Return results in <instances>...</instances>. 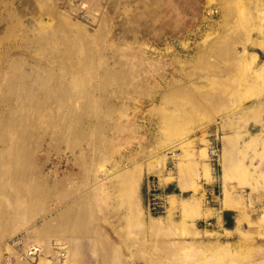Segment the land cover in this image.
Listing matches in <instances>:
<instances>
[{"label": "rangeland", "instance_id": "1", "mask_svg": "<svg viewBox=\"0 0 264 264\" xmlns=\"http://www.w3.org/2000/svg\"><path fill=\"white\" fill-rule=\"evenodd\" d=\"M193 1L179 20L184 44L166 33L168 52L131 16L141 3L171 11V0H117L112 10L0 0V147L11 137L24 175L3 182L0 245L19 237L17 251L31 244L51 258L62 242V264H264V0ZM134 167L137 199L117 181ZM148 176L159 179L164 215L145 209ZM193 189L199 234L170 232L168 214L190 220ZM225 195L235 207L222 219ZM207 207L219 212L205 217ZM134 210L163 230L135 225Z\"/></svg>", "mask_w": 264, "mask_h": 264}, {"label": "bare ground", "instance_id": "2", "mask_svg": "<svg viewBox=\"0 0 264 264\" xmlns=\"http://www.w3.org/2000/svg\"><path fill=\"white\" fill-rule=\"evenodd\" d=\"M72 1L73 0H71V2ZM79 2H80L79 3L80 6H82L83 8H86V9H91V10H94L99 5L102 7L106 3L107 8L109 7L110 10H112L114 5L117 3V0H79ZM171 2H172L171 11H166L163 9L162 10L161 9H155L153 7H150V6H146L145 4H142V3H141V5L137 4L136 8L134 7L133 12H132V16H131V19L135 22L134 25H137L138 28H140L142 30H148L151 33L150 35L154 39V41H156V42L158 41L159 44L162 46V48H164L168 52L170 50H173L172 49L173 47L171 46L169 41H166L164 39L166 36V33L168 35H170L171 37H173L174 41H179L180 45L184 44L181 41V38L183 37V33L185 32L186 28H185V25H183L182 23L179 22V20L184 15V12H186L188 10V7L190 5H193V3L195 1H193V0H171ZM203 5H204L203 6L204 10L202 13L200 12V15L206 16L207 14L214 11V10L209 8V1H204ZM75 7L76 6L73 3V5H71L70 8L73 10V9H75ZM190 10H192L193 12L196 11L194 8H192ZM215 11H216V9H215ZM65 17H66V15H65ZM167 19H168V22H167ZM146 47L149 50L151 49V51L156 50V48L152 45H147ZM261 68L264 71V65ZM42 117H45V115H42ZM14 122H16V119L9 122L6 125V128L13 125ZM9 132L12 133V130ZM2 137H4L3 132H2V135L0 134V140H3V139H1ZM10 138L8 140V138L5 137V139H4V140H6L5 144H3L2 147H0V195H2L3 197L6 196V192L3 190V182L6 179L15 180V178H19L20 180H22L24 177L22 172L18 171L17 166H14L15 165L14 161L17 159V157H16L17 150L15 149V146L11 147V145L14 144V142L12 141V139L10 140ZM191 140L192 139H190V137L188 135L183 136L178 140L177 144L178 145L184 144L186 142H190ZM171 146H175V145H171ZM174 148L172 147V149L171 148H169V149L175 150ZM213 154L217 155L216 160H218L219 155H220V150L212 145L208 150V155H209V158L211 161H212L211 156ZM160 160H161L160 156H158V155L155 156V158L153 160L149 161V163H148L149 168H153L155 165H158ZM103 169H104V172L107 171L106 168L103 167L102 170ZM165 174L167 175V173H165ZM140 178H141V173H140L139 169L134 167L131 170H127V171H123L122 173H119L117 181L120 182L121 184H123V186H124L123 193L125 195H127V197H129V196L131 197V195H134V196H136V199H137V192H138V188H139ZM156 179H157L158 185L160 186L159 179L158 178H156ZM163 179L166 180V177L164 176ZM99 181H102V180L99 179ZM22 182H23V180H22ZM166 182H168V180H166ZM166 182H164V183H166ZM216 194H217V192H216ZM199 195H201V193L197 192L196 189H193L192 193H190L189 198H190L191 202L189 203V206L186 209L187 213H189L188 217L190 218V220H187L186 217H183L179 221H174V219L169 214L167 215V217L168 216L170 217L169 221L167 222V227L169 228L170 232H176L178 229H180L184 233H187V234H193L195 236L199 234L198 232L200 229L199 228L198 229L197 228H191L192 223L190 222V221L194 220L196 216L198 217L197 214L201 215L200 212L195 207V204H197L199 202V200H198ZM167 196H173V195L167 194L166 197ZM26 199H27V202H29L30 196L26 197ZM184 199L186 200V197H184ZM144 206H145V202H144ZM221 206H222V208H233V207H235V204L232 203V201L229 199L228 195H225L224 199L221 201ZM145 209H146V206H145ZM1 211H2V209H1ZM146 211H147V209H146ZM167 211H168V201L166 200V210H165L164 214H166ZM214 211L219 212V210H217L216 207H207V209L205 211H203V215L205 217H210L213 215L211 212H214ZM13 213L14 214H11L10 217L16 216L17 208H14ZM136 213H137V210L136 211L134 210L133 216H132L133 218H135L134 219L135 225L143 226L144 228H147L149 231L154 232V233L155 232L157 233V232H160L161 230H163V225H164L163 221L153 219L149 223L146 224L140 218V214H136ZM147 213L151 217L155 216V215L150 214L148 211H147ZM164 214H161V215H164ZM156 216H160V215H156ZM217 216L219 217V215H217ZM4 217H5V215H4ZM239 219H240V216L237 217V221H239ZM37 224H35V225L37 226ZM205 225L211 226V222L207 221V222H205ZM37 227H39V226H37ZM225 230L228 232L234 231V230L235 231L240 230L239 222L237 223V225H235V227L233 229L225 228ZM214 231H216V230H214ZM36 232H39V231L36 230ZM216 233H218V232H216ZM20 243H21V239L19 237H16V238H11V240L5 241L3 244L0 245V252L1 251L3 253L7 252L6 254H4L5 255L4 264H11L12 256L15 259V264H23V263L24 264H32L33 262H36V261H37V264H48L49 261L51 262V260L54 262V264H62L63 259L64 258L67 259V253H66L67 247L62 242L57 241L55 244H53L54 246H52V248H54V251H53V254H51L52 255L51 258H47V257L45 258V257L40 256L41 254L39 253V249L35 248L34 245H31V244L21 246V250L17 251L16 245H19ZM13 250H15V252H16L14 255H13V253H11V252H13Z\"/></svg>", "mask_w": 264, "mask_h": 264}, {"label": "built area", "instance_id": "3", "mask_svg": "<svg viewBox=\"0 0 264 264\" xmlns=\"http://www.w3.org/2000/svg\"><path fill=\"white\" fill-rule=\"evenodd\" d=\"M216 154L211 156L212 161L216 160ZM144 202L147 211L152 215H161L166 210V199L160 191L157 179L154 176H148L143 183Z\"/></svg>", "mask_w": 264, "mask_h": 264}, {"label": "crops", "instance_id": "4", "mask_svg": "<svg viewBox=\"0 0 264 264\" xmlns=\"http://www.w3.org/2000/svg\"><path fill=\"white\" fill-rule=\"evenodd\" d=\"M178 185V184H177ZM223 209H225V210H230L231 208H222V210ZM222 210H220V213H221V217H222V219H224V210L222 211Z\"/></svg>", "mask_w": 264, "mask_h": 264}]
</instances>
